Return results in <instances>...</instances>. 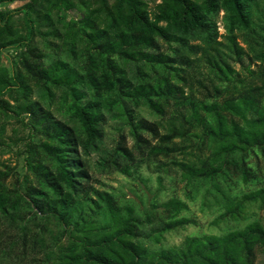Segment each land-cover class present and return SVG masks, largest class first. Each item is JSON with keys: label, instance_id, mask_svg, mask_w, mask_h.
<instances>
[{"label": "trees", "instance_id": "trees-1", "mask_svg": "<svg viewBox=\"0 0 264 264\" xmlns=\"http://www.w3.org/2000/svg\"><path fill=\"white\" fill-rule=\"evenodd\" d=\"M17 1L0 0V153L18 147L27 169L24 192L7 183L14 167L0 169V244L15 264L264 260L260 218L163 246L167 232L196 222L181 215L188 202L173 196L139 214L95 187L88 161L100 152L102 170L138 172L122 140L101 149L111 113L129 125L138 152L160 167L173 157L190 199L206 186L222 209L216 224L263 206L264 166L250 158L264 157V0H23L7 8ZM73 9L81 16L65 19ZM236 180L260 185L233 194Z\"/></svg>", "mask_w": 264, "mask_h": 264}, {"label": "rangeland", "instance_id": "rangeland-1", "mask_svg": "<svg viewBox=\"0 0 264 264\" xmlns=\"http://www.w3.org/2000/svg\"><path fill=\"white\" fill-rule=\"evenodd\" d=\"M24 3L25 1L23 0L17 1L8 5L7 8L13 9ZM62 15L65 19L81 16L80 12L75 9L68 12L65 11ZM219 25L220 32L224 33L225 29L222 22ZM4 55L5 62L9 64L10 59L16 58V50L13 48L8 49L4 52ZM234 67L242 72V65L240 63H234ZM143 113L150 119L157 118L147 108L143 109ZM106 116L107 120L104 124L105 137L101 149L113 150L122 140L128 147L134 150L136 157L139 159L138 172L133 176H128L111 168L102 170L101 165L98 163L101 154L100 152H94L88 161L93 175L92 183L95 187L112 193L122 205H133L139 214H142L144 209L150 207L153 201L163 202L173 196H178L189 204L190 209L184 211L181 215L191 217L196 222L167 232L162 242L163 246L171 247L179 245L187 235L221 234L231 229L243 227L248 222L257 218L264 220V205L259 206L255 204L248 208L246 219H227L216 224L214 221L220 215L222 209L212 196H206V186L196 187L193 192L194 198L190 199L187 196L185 182L181 177V170L173 164V157L163 158L168 165L160 167V162L155 158L149 157L146 154L143 155L134 148L135 140L130 133L129 125L123 123L121 119L112 116L111 113H107ZM12 122L13 124L8 125V134H12L11 128L15 125L14 120ZM122 136L124 139H122ZM146 136L151 137L150 134H146ZM18 149V147L13 146L11 150L0 153V169H6V165L14 167V172L7 183L10 187L20 186V192H24V175L27 169L25 167L24 156L17 153ZM20 149H22L21 145ZM177 158L182 159L183 157L179 154ZM250 160L253 165L256 161H260V164L264 166V157L260 153L257 156L252 155ZM159 176L163 177L164 182V188L161 191L158 190ZM19 180L20 183L18 182ZM257 185L260 184L252 182L245 184L241 180H236L231 186V191L233 194H241L254 189ZM263 261L262 255L259 254L256 264H262ZM0 264H15L14 258L9 257L2 243L0 244Z\"/></svg>", "mask_w": 264, "mask_h": 264}]
</instances>
